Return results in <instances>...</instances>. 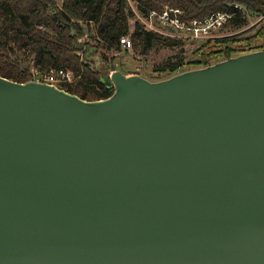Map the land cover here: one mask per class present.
Instances as JSON below:
<instances>
[{"label":"water","instance_id":"obj_1","mask_svg":"<svg viewBox=\"0 0 264 264\" xmlns=\"http://www.w3.org/2000/svg\"><path fill=\"white\" fill-rule=\"evenodd\" d=\"M103 84L0 77V264H264V49Z\"/></svg>","mask_w":264,"mask_h":264},{"label":"trees","instance_id":"obj_2","mask_svg":"<svg viewBox=\"0 0 264 264\" xmlns=\"http://www.w3.org/2000/svg\"><path fill=\"white\" fill-rule=\"evenodd\" d=\"M134 3L136 13L145 17L151 10L161 11L164 7L177 8L182 11V19H203L215 12L234 13V19L222 28L240 31L242 35L226 36L207 40L226 44V50L219 52L209 50L201 57L189 63L207 67L217 62L234 57L232 53L245 54V47L264 32V21L259 28L249 26V18L264 19V0H130ZM239 4L246 12L235 10ZM249 14H246V13ZM71 19L82 21V25L71 23ZM134 20V32L131 42L140 55H148L157 48L179 52L165 58L153 66V72L168 74L159 80L170 78L183 70L184 43L180 40L165 38L149 32L137 19L126 0H62L61 9H57L49 0H0V77L25 83L30 81L28 70H20L17 62L11 60L13 54L26 55L30 62L39 69L71 70L78 77L74 83L64 86L67 93L82 100L95 101L108 98L112 88L103 84L107 76L109 60L105 54L119 50V39L128 33V20ZM93 26L89 25V22ZM84 32H93L102 42H96L104 52L99 57L102 66L97 68L90 61L98 47L87 46L83 62L76 52L85 44L77 40ZM253 32V33H251ZM250 33V34H249ZM238 43L235 49L229 44ZM242 43V44H239ZM91 49V50H90ZM90 50V51H89ZM212 61V62H210ZM178 70V71H177Z\"/></svg>","mask_w":264,"mask_h":264},{"label":"built area","instance_id":"obj_3","mask_svg":"<svg viewBox=\"0 0 264 264\" xmlns=\"http://www.w3.org/2000/svg\"><path fill=\"white\" fill-rule=\"evenodd\" d=\"M126 1L130 3V0ZM233 8L235 10L246 12L243 6L239 4L233 5ZM133 12L137 16V19L144 25L147 31L157 33L165 38L180 40L184 44L195 41L215 40L227 36L220 35L221 30L222 28H224L225 25L229 24V22L234 19V13L223 11L215 12L203 19L187 20L181 18L182 11L180 9L168 6L164 7V9L161 11L151 10L145 17L139 16L136 13L135 9L133 10ZM263 21V17H260L256 20L255 23L252 24V26H255L256 23H261ZM78 22L81 24L83 23L82 21ZM89 25L93 26L92 21L89 22ZM133 32L134 20L129 19L128 33L126 36H123L119 39V50L111 52L112 55L114 54V59L110 61L107 76L109 77L114 72L120 71L125 76L137 75L149 81H152L154 79L157 80V77H155L159 75V73L157 72H154V74H149L147 77H144L140 69L127 68L125 70L124 58L129 56H131L132 58L135 57V52L139 54V50L136 51L131 42V36ZM88 39L89 38L86 34L85 36L78 38L77 43L85 44ZM94 40L95 42H102L97 35L94 37ZM250 44L251 46L247 49L248 51L245 54L264 49V39H261L259 37L254 39ZM80 54H82V51L78 50L77 55ZM29 64V74L31 78L30 81L49 84L55 86L56 88L64 90L62 89L64 86L74 83L76 79H78V77H76L75 74L69 70H42L39 69V67L34 66L32 62H30Z\"/></svg>","mask_w":264,"mask_h":264},{"label":"rangeland","instance_id":"obj_4","mask_svg":"<svg viewBox=\"0 0 264 264\" xmlns=\"http://www.w3.org/2000/svg\"><path fill=\"white\" fill-rule=\"evenodd\" d=\"M49 1L51 3H53L55 5V7H57V9H61L62 0H49ZM128 4H129L131 10L132 9L134 10V8H135L134 7V3H132L130 1V3H128ZM247 14H249V13L247 12ZM257 19L258 18H253V17L249 18L248 19L249 20L248 21L249 22V26L247 28L254 27V29H251V31H255L256 29H258L260 23H256L255 26H252V24L255 23ZM71 23L82 25L81 23H79L75 19H71ZM240 32H241V30L240 31H237V32H234L233 30L227 28V29L223 30L220 33V35H227V36L230 35V36H233L235 34H238L237 36L240 37L242 35V33H240ZM251 33H253V32H251ZM86 34H87V36H88L89 39L85 43V45L80 48L81 51H82V54L77 55V52H76V56L79 58V61L80 62H83L84 61L83 59H85V53L88 50L87 46H89V47L96 46V47H98V49H97L96 53L94 54V56L92 57V59H90L91 60L90 62L93 64V65H90V66H97V68H100L102 66V63H101L102 60L100 59L99 55L100 54L102 55L104 52L101 51V48H99V45L97 46V44H96V42L94 40V37H90V36H94L93 32H88V33L87 32H84V34L82 36H85ZM224 37H226V36H224ZM258 37L261 38V39H264V32H260V35ZM218 39H220V38H218ZM205 42L206 41L188 42V43H186V44H184L182 46L183 57L185 58L184 59V63H183L184 64L183 65L184 66L183 67V70H185V69L195 70V69L204 68L201 65L191 64L189 62H191L193 60L199 59L201 57L202 53H205L206 51H209V50H212V49H214L212 51H215V49L216 50L217 49H220V50H218L219 52H224L226 50V47H227L226 44H220L218 42H214V43L213 42H210V43L207 42V43H205ZM239 44H242V43H239ZM237 45H238V43H234V42L231 43V44H229V46L231 48L233 47V49H235ZM250 46H251V44H249L248 47H245L243 49V50H245L244 52H247L248 51L247 49ZM177 52H179V51L176 50L175 53H177ZM175 53L174 52H171V51H168V50H165L163 48H157L153 52L149 53L147 56H140V54H137L135 52V57L132 58L131 56H129V57L124 58V63H125L124 68H125V70L127 68H132V69H136L137 68V69H140V71L143 74V76L144 77H147L149 74H154V72H153V66L156 63L164 60L165 58H167V57H169V56H171V55H173ZM105 55L107 56V58L109 60V64H110V61L114 59L113 58V55L114 54L112 55V53H110V54H105ZM232 55L234 57H236V56H239V55H242V54H238V52H236V53H232ZM11 60H13L14 62H17L20 70H23V71L28 70V73H29V68H30L29 67L30 66L29 63H30V59L27 58L26 55L13 54L11 56ZM210 62H212V61H210ZM69 71H71V70H69ZM166 76H168V74H159V75L155 76V77H157V80L154 79L152 81H159V79H161L163 77H166Z\"/></svg>","mask_w":264,"mask_h":264}]
</instances>
